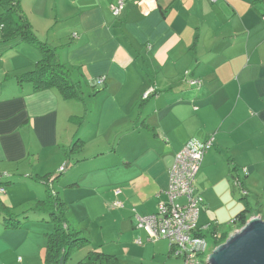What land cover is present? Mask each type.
Returning <instances> with one entry per match:
<instances>
[{
  "label": "crops",
  "instance_id": "0c3cea01",
  "mask_svg": "<svg viewBox=\"0 0 264 264\" xmlns=\"http://www.w3.org/2000/svg\"><path fill=\"white\" fill-rule=\"evenodd\" d=\"M15 1L92 93L76 100L19 83L40 56L29 41L3 35L0 22V170L8 173L0 208L20 215L45 197L43 176L66 163L53 188L66 209L79 203L89 216L83 200L106 191L137 228L136 215L168 200L176 152L213 136L195 176L198 233L217 238L245 206L264 214V0H154L150 8L124 0L117 16V0ZM5 9L0 2V15ZM76 138L81 148L68 153ZM23 217L5 226L0 214V264H43L49 229L43 243L35 217ZM135 233L137 245L153 241Z\"/></svg>",
  "mask_w": 264,
  "mask_h": 264
},
{
  "label": "trees",
  "instance_id": "16d2710c",
  "mask_svg": "<svg viewBox=\"0 0 264 264\" xmlns=\"http://www.w3.org/2000/svg\"><path fill=\"white\" fill-rule=\"evenodd\" d=\"M0 2L6 5V9L0 15V22L2 26H5L6 30H4L3 35L7 36L11 34L13 35L11 39L27 40L40 51V58L34 63L33 68L17 76L18 82L27 81L34 90L56 88L64 97L81 100V84L79 81H74L71 77L73 70L59 61L54 47L36 37L23 15L18 2L15 0H0ZM5 40H10V38ZM81 145L82 142L76 138L67 152L76 153L81 148ZM62 171L58 170L52 178L48 176L49 174L43 176L42 179L46 186L45 197L37 200L33 205L23 210L20 215L12 214L0 208V214H2V221L5 226H17L23 223V220L17 218L19 216L27 217L35 213L46 214L48 216L46 221L51 224L52 231L45 234L43 264H65L73 250L89 242L88 236L83 234L81 229H75L73 225L67 222L65 203L59 198L57 192L54 189L53 192L47 185L48 181H56ZM0 184H2V181H0ZM240 193L242 194V192ZM1 207L4 206L1 205ZM260 211V208L252 210L248 206H245L237 212L229 223V230L223 232L217 238L213 236L214 246L222 243L230 234V230L233 231L240 228L246 222L249 215ZM42 217L43 219L45 218L44 216ZM76 264L128 263H121L115 255L103 252L99 246H92Z\"/></svg>",
  "mask_w": 264,
  "mask_h": 264
},
{
  "label": "built area",
  "instance_id": "2783aa9c",
  "mask_svg": "<svg viewBox=\"0 0 264 264\" xmlns=\"http://www.w3.org/2000/svg\"><path fill=\"white\" fill-rule=\"evenodd\" d=\"M134 3H142L150 8L154 0H131ZM124 0H117L111 5V12L117 16L123 8ZM98 82H103L104 76L98 77ZM194 83L193 80L190 81ZM150 91H146L143 97H147ZM213 136L198 145L188 141L176 152L174 161L169 170V184L167 188L168 200L157 205V211L145 216L136 215V226L143 228L148 238H163L168 240L169 252L175 257L182 258V264H208V256L205 254L207 242L198 233L197 217L202 197L195 189V176L200 167L205 152L211 147ZM65 169L62 164L59 170ZM246 172V168H243ZM8 176L7 172L0 170V179ZM236 185H240L235 181ZM3 187L0 184V192ZM242 194H246L241 189ZM118 193V191H115ZM184 198L183 202L175 201L176 198ZM115 206H122L119 201L114 202Z\"/></svg>",
  "mask_w": 264,
  "mask_h": 264
},
{
  "label": "rangeland",
  "instance_id": "374dc122",
  "mask_svg": "<svg viewBox=\"0 0 264 264\" xmlns=\"http://www.w3.org/2000/svg\"><path fill=\"white\" fill-rule=\"evenodd\" d=\"M35 50L39 53L40 56V51L36 47ZM82 89V95L85 97V99H87V96H89L88 93L91 92L92 88H88L83 84ZM96 89L97 93L99 94L98 98H103L104 94L101 85L97 86ZM54 183L55 187H57L58 189L60 185L59 182H47V185L53 192ZM103 198L105 199V201L103 200ZM83 201L85 204L89 205V216L83 213L84 209L86 210L87 208H78V203L77 205H71L70 207L67 205L66 217L67 222L73 225L75 229H83L82 233L86 234L90 240L86 245L73 250L65 264H76V262L85 255L87 250L92 245L98 244H101V249L104 252L110 251V253H117L119 260L123 263L182 264L181 257H175L172 253H168L169 244L167 239L158 238L153 239V241H145L146 243H144L143 245H137L135 241L138 239L139 234H136L135 230H140L143 237H145L146 231L144 232L142 230L143 228H132V226L129 225V222L121 220L118 213L114 212V210L118 209L114 205V200H112V198H109L106 191L100 193L97 197L87 196ZM113 207L116 208L114 209ZM31 215L35 217L33 224H39L40 227L38 230L39 234H37L39 236L38 238H43L42 232L45 230V228H48L49 232L52 231L51 224L46 221V219H48V216L46 214L42 215L39 213H35ZM42 216H44L45 218L43 219ZM229 232L232 233L231 230ZM205 240L207 242V245L205 254L201 256L202 258L206 257L207 254H209L215 247L214 238L211 232H209V234H205ZM42 241L44 243V238Z\"/></svg>",
  "mask_w": 264,
  "mask_h": 264
},
{
  "label": "water",
  "instance_id": "95a60500",
  "mask_svg": "<svg viewBox=\"0 0 264 264\" xmlns=\"http://www.w3.org/2000/svg\"><path fill=\"white\" fill-rule=\"evenodd\" d=\"M208 264H264V214L250 216L216 245Z\"/></svg>",
  "mask_w": 264,
  "mask_h": 264
}]
</instances>
